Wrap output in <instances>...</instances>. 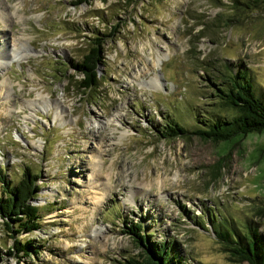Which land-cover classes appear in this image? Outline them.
<instances>
[{
    "label": "rangeland",
    "instance_id": "374dc122",
    "mask_svg": "<svg viewBox=\"0 0 264 264\" xmlns=\"http://www.w3.org/2000/svg\"><path fill=\"white\" fill-rule=\"evenodd\" d=\"M89 27L112 34L102 82L84 94L67 61ZM13 41L21 58L0 67V171L12 182L37 171L42 218L15 235L0 218V264H122L138 249L121 221L140 218L187 264H247L195 221L248 217L264 235V131L212 142L156 129L168 117L191 127L209 108L231 115L209 84L225 64H244L264 98V0H0L3 56ZM95 171L110 186L95 191ZM14 236L36 251L7 253Z\"/></svg>",
    "mask_w": 264,
    "mask_h": 264
},
{
    "label": "trees",
    "instance_id": "16d2710c",
    "mask_svg": "<svg viewBox=\"0 0 264 264\" xmlns=\"http://www.w3.org/2000/svg\"><path fill=\"white\" fill-rule=\"evenodd\" d=\"M81 1L88 0H75ZM115 26L109 25L108 29L113 31ZM89 28L84 52L77 59L67 61L68 66L72 68V73L69 74L72 80L70 82H76V88L84 94L86 90L95 91L102 82L98 68L104 61V43L112 34L109 31ZM235 66L236 70L233 66L225 64L222 76L215 78L218 81L209 79L215 101L228 106L233 112L231 115H221L213 108L207 109L208 112L204 111V114L197 111L192 114L191 127L174 117H168L156 132L163 137L194 134L216 142L230 139L236 134L244 136L250 131H264V98L253 91L248 68L241 63ZM75 74L79 76L74 78ZM37 176L36 170L31 171L27 166H23L18 179L12 182L0 171V218L12 235L40 228V209L31 201L38 187L35 183ZM261 212L264 215V207L256 210L257 214ZM141 221V218L135 221H121L120 231L127 234L138 249L136 257L128 255L124 257L122 264H187L182 261L179 253L177 256L176 244L166 240H154L152 233L144 228ZM225 221L230 224L229 227L219 225L220 221L210 212L204 221L196 219L195 222L213 234L228 251L232 260H243L247 264H264V235L257 229L253 219L245 217L243 225L234 222L232 218ZM11 247L12 250L8 249L7 253H13L15 256L29 255L36 251L35 242L31 238H23V241H20L14 236Z\"/></svg>",
    "mask_w": 264,
    "mask_h": 264
},
{
    "label": "bare ground",
    "instance_id": "6f19581e",
    "mask_svg": "<svg viewBox=\"0 0 264 264\" xmlns=\"http://www.w3.org/2000/svg\"><path fill=\"white\" fill-rule=\"evenodd\" d=\"M4 42H5V40L3 39V44H4ZM12 44H13V48L10 47V49H9V51H11V53L8 52L6 57L1 54L3 47H0V54H1L0 55V67L5 65V64H3V60L4 59H7V61H9V60H12L14 58H16L17 60H19L21 58V56H19V54H21V52H20V50H17V43H15L13 41ZM26 48L28 50V46L27 45H26ZM29 51H31V50H29ZM29 51H26V53H28ZM159 57H160V55L157 56V61H158ZM156 78H155V80H156ZM41 98H42L43 104H46V106H48L47 98H49V97L41 95ZM54 104H55V107H57L58 103H54ZM97 167H98V165H97ZM98 169H99V167H98ZM90 177H91V183L93 184V188H95V191H97L100 187L101 188H107L108 185L110 184V180H109L110 179V172H106V178H105V176H103V178H104L103 181L100 180L101 174H99L98 171L97 172L95 171V173L92 174ZM105 180H106V182H105ZM103 195H104V192L100 196H98L97 198H96V196L93 197V198H95L94 200H96L95 203H97L98 201L100 202V199L103 197Z\"/></svg>",
    "mask_w": 264,
    "mask_h": 264
}]
</instances>
